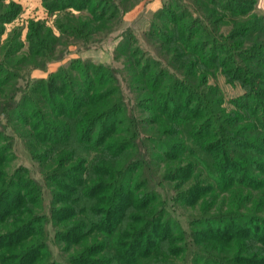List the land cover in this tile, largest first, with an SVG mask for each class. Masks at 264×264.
Masks as SVG:
<instances>
[{
  "label": "trees",
  "instance_id": "obj_1",
  "mask_svg": "<svg viewBox=\"0 0 264 264\" xmlns=\"http://www.w3.org/2000/svg\"><path fill=\"white\" fill-rule=\"evenodd\" d=\"M43 2L51 12L88 11L84 24L57 21L61 34L76 37L121 14L115 0ZM255 2L168 1L148 31L159 50L149 58L123 33L116 53L140 94L133 108L117 78L122 72L94 62H72L17 89L27 58L11 62L18 35L1 44V33L20 5L0 15V114L14 124L11 136L0 123V264H264V15L252 13ZM46 32L45 22L29 23L31 54L56 50L57 38ZM219 71L246 90L230 101L233 110L209 83ZM138 111L147 114L138 118ZM16 135L43 165L41 186L11 170ZM133 152L138 157L127 160ZM197 171L202 182L178 192ZM216 190H241L237 208L259 198L260 209L203 216L184 229L175 203L200 204ZM55 239L65 244L60 255Z\"/></svg>",
  "mask_w": 264,
  "mask_h": 264
},
{
  "label": "rangeland",
  "instance_id": "obj_2",
  "mask_svg": "<svg viewBox=\"0 0 264 264\" xmlns=\"http://www.w3.org/2000/svg\"><path fill=\"white\" fill-rule=\"evenodd\" d=\"M115 1L121 3V14L119 16V20L118 18L113 19L112 22H109L107 26H102L95 22V27H88L89 29L86 27L81 36L76 37L69 34H61V32H59L56 27L57 21L74 24L78 22L79 24H84V22L86 23L88 21V18H91V15L85 9L79 11L75 10V8H65L51 12L47 6H45L43 0H33L29 3H27L28 0H0V15L10 13L14 7L13 3L20 5V10L18 13L13 16L10 21L4 23L1 33V44L5 43L7 40L13 39L15 35H18L17 43L21 44V46L18 50V53L13 56L11 62L14 63L18 57L23 56L27 58V60H25L20 66L23 74L22 78L13 81L17 83V89L23 90L26 86L27 80L30 78L48 79L51 73L56 72L62 66H67L72 62H79L82 64L94 62L95 64L110 66V68H115L116 70L122 72L121 74L117 73V78L120 79L122 83V88L124 91L123 93L126 97L127 103L131 108H133L135 102L138 101L137 98L140 97V94L130 87L129 82L131 81L132 77L129 76V72L124 71V63L126 58L125 56L117 55L116 49L119 46L124 33L125 37H128L131 40L130 47L136 49V52L137 50H140V54H142L145 58H149L150 54L158 53L159 50L156 48L152 39L149 38L148 31L153 29V23H155V25H159L160 22L156 17L160 14V10L163 7L165 8L166 3L171 0ZM184 1L192 2V0ZM252 10V13L264 15V0H256ZM32 20L45 22L47 39H50V34H53L57 38L56 44L52 46L55 47L56 50H50L46 48V52H49V54L47 53V56H35L29 52V43L26 40V36L29 23ZM1 25L2 24H0V27ZM124 41L125 40H123V42ZM48 43L50 42L48 41ZM3 55L4 49L0 48V60L3 58ZM52 57L56 59L47 62L45 65L41 64V62H43L42 59L46 61ZM209 83L210 85H216L219 88L224 101L223 105L228 110H233L235 108L230 101L246 91L244 88H242L239 81L229 82L226 75H224L222 71L209 75ZM19 94H21V92ZM137 109L139 110V108ZM144 113L146 112L138 111L137 117L142 118L145 116ZM0 123L4 124L6 132L12 136L11 133L14 132V124L12 123L8 126L5 115L2 113L0 114ZM142 128L143 126H141V131ZM20 131L21 129L18 128L16 131L17 134ZM147 131H149V128ZM147 131H143L142 133L147 134ZM21 139L22 138L19 135L15 136L16 144L14 151L16 157L12 161L11 170L14 171L15 169L21 168L24 173L27 172L29 177L31 176L38 180V183H34L36 186H41L38 184L41 181L43 182V165L32 159L28 144ZM148 147L145 146L144 148ZM135 157H138L137 152L130 154L129 157H127V160H134ZM170 169L172 168L170 167ZM198 171L194 173L196 175L195 177L191 178L190 181L188 180L186 183L182 184L181 187H179L181 189L178 190V192H183L184 190L191 188L194 184L200 181L202 182L205 174H198ZM148 172L149 173L147 175H154L152 170H149ZM161 173L156 172L155 175L158 176L161 175ZM180 179L182 180L183 178ZM25 180H27V176H25ZM165 186L166 190L174 191V182H165ZM44 191L46 202L49 204L51 195L50 189L47 188L46 185L44 186ZM242 194L243 191L241 190H230L227 192L216 190L212 191L205 198L202 196V198H200L197 202L200 204L193 206H189L190 204L188 203L184 204L183 202L175 201L176 208L174 210V215L181 222L184 229L189 230L191 227L190 225L187 226V223L203 216H225L231 214L230 212L237 214L238 212L236 211L243 212L251 210L250 212H254L260 209V206H258L259 198L256 201L254 200L255 203L252 206H250L249 203L247 207L244 206V208H242L240 206L237 208V204H235V202L240 201L239 199L242 198ZM129 198L130 196L127 195L126 199L129 200ZM195 199L197 200L198 198L195 197ZM128 208L127 203L122 205V209L120 210V221L123 214L128 212ZM122 223L124 224V220ZM195 236L197 237V235ZM99 237L104 239V236L102 235H99ZM55 242V249L53 251L55 255H60V249H62L60 247L64 248L65 244L63 242L60 245V242L56 241V239ZM63 255L68 257L69 252H64ZM99 255L101 254H95V256L92 257H99ZM83 264L87 263L84 262Z\"/></svg>",
  "mask_w": 264,
  "mask_h": 264
},
{
  "label": "crops",
  "instance_id": "obj_3",
  "mask_svg": "<svg viewBox=\"0 0 264 264\" xmlns=\"http://www.w3.org/2000/svg\"><path fill=\"white\" fill-rule=\"evenodd\" d=\"M31 1H33V0H28V2H27V3L31 2ZM38 5H39V4H38Z\"/></svg>",
  "mask_w": 264,
  "mask_h": 264
}]
</instances>
